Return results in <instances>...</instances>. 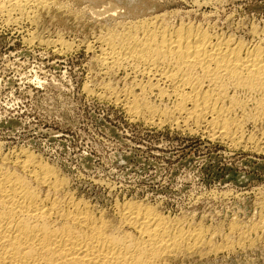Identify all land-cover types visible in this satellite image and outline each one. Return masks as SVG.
<instances>
[{"label":"rangeland","instance_id":"rangeland-1","mask_svg":"<svg viewBox=\"0 0 264 264\" xmlns=\"http://www.w3.org/2000/svg\"><path fill=\"white\" fill-rule=\"evenodd\" d=\"M35 10L0 15V165L22 174L16 161L29 153L62 180L56 194L40 187L42 195L84 201L113 224L131 201L176 228L200 230L197 248H178L164 264H264V92L229 94L244 106H224L236 145L184 124L156 92L145 98L157 123L132 118L105 95H139L141 80L104 70L97 43L163 15L170 26L264 45V0H50Z\"/></svg>","mask_w":264,"mask_h":264},{"label":"bare ground","instance_id":"bare-ground-1","mask_svg":"<svg viewBox=\"0 0 264 264\" xmlns=\"http://www.w3.org/2000/svg\"><path fill=\"white\" fill-rule=\"evenodd\" d=\"M49 1L0 0V15L30 14ZM111 31L97 42L101 65L108 72L127 70L141 81L136 84L139 95L130 91L132 94L126 93L120 100L106 92V100L122 105L132 118L156 124L155 106L145 98L156 92L159 101L166 99L173 104L171 114L184 124L190 120L196 126L203 124L211 137L238 144L229 133L224 106L226 101L230 108L243 106L235 95L229 96L232 91L264 92L263 44L245 47L242 42L220 40L190 25L170 26L163 15L142 17ZM261 102L258 105H263ZM164 118L179 123L175 117ZM158 121L161 124L160 118ZM28 154L16 161L22 174L0 165V264H164L174 250L200 244V230L176 228L144 204L124 202L117 211L118 223L113 224L101 215L96 217L84 201L76 202L71 196L55 199L54 194L50 198L46 191L42 195L40 187L56 194L62 180Z\"/></svg>","mask_w":264,"mask_h":264}]
</instances>
